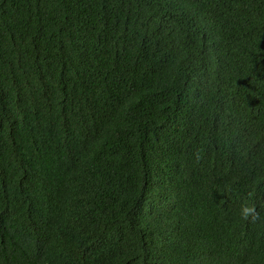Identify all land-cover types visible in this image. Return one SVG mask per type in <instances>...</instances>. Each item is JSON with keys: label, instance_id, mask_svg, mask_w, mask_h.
Returning <instances> with one entry per match:
<instances>
[{"label": "trees", "instance_id": "obj_1", "mask_svg": "<svg viewBox=\"0 0 264 264\" xmlns=\"http://www.w3.org/2000/svg\"><path fill=\"white\" fill-rule=\"evenodd\" d=\"M0 264H264V0H0Z\"/></svg>", "mask_w": 264, "mask_h": 264}]
</instances>
